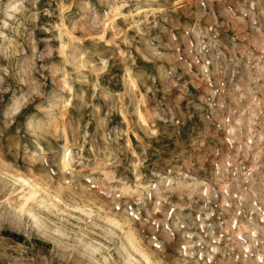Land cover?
Returning a JSON list of instances; mask_svg holds the SVG:
<instances>
[{
    "label": "rangeland",
    "instance_id": "rangeland-1",
    "mask_svg": "<svg viewBox=\"0 0 264 264\" xmlns=\"http://www.w3.org/2000/svg\"><path fill=\"white\" fill-rule=\"evenodd\" d=\"M63 125L88 176L59 200ZM136 172L159 189H112ZM184 174L210 187L160 184ZM131 231L159 264H264V0H0V264H149Z\"/></svg>",
    "mask_w": 264,
    "mask_h": 264
},
{
    "label": "bare ground",
    "instance_id": "bare-ground-1",
    "mask_svg": "<svg viewBox=\"0 0 264 264\" xmlns=\"http://www.w3.org/2000/svg\"><path fill=\"white\" fill-rule=\"evenodd\" d=\"M120 11H121V7L114 10L115 13H118ZM61 26L65 30L66 35L70 37V40H72L73 38H71V34L69 31L68 24L63 20L61 23ZM84 59H85V57H81L80 60H78L77 64L79 67L85 66ZM128 75H129V82L131 85H133V77L131 75V72L128 73ZM65 83L68 84V81L65 80ZM142 118L147 123L146 117L142 115ZM61 131H62L63 137L65 139H64V143L61 144V146H60V149H59L60 153L58 155V161H57L58 169L60 172L59 173L60 178L55 183L51 182V180L46 181V186L52 190V192L54 193V196L59 200L64 198V196L66 194H68L69 192L72 191V190H70L71 188L69 187V185L65 184V181L68 177H73L76 175H79V176L83 175L82 177H84V179H85V177L87 178V176H88L87 175L88 173H85L86 172L85 169H84V171H82L83 168H80V169L77 168L78 166L76 165V163H77V160L75 158L76 156H74V152H73L72 145H71V139H70V136L68 134V130H67L65 125H63L61 127ZM130 142L131 141L129 138L128 143H130ZM36 149L44 150V146H43L42 142L36 141ZM78 163L80 165V160ZM98 167H99V164L97 163L95 168L91 169V173H95L96 171H98L99 170ZM101 172L104 174V181L101 182L104 185L106 181L111 180L112 174H110L109 171H106L104 169H102ZM91 173H90V175H91ZM92 176H93V174H92ZM91 179H92V177H91ZM94 179H96V178L93 177V180ZM161 179H163V178H161ZM25 183L29 187V193L23 195L24 198H26L27 202L29 201V199H31L33 197L36 199L37 192H36V189L33 187L34 184L31 187L30 182L25 181ZM160 184L165 186L166 188L168 187V188H172V189H180L183 191H187L189 194H192L193 192L198 191L202 187H205V188L210 187L209 186L210 184L206 179L196 177L195 175H192V174H187V175H185V177L180 178L178 180H175L171 177H165L163 180H161ZM35 186H36V184H35ZM112 189L116 190V192L118 191L124 197H127V196H131V195H140L141 196L145 193L150 195L152 193L153 189L158 190L159 187L158 186L153 187L150 184L144 183L143 182V175L136 172L134 184L131 185L128 183H121L118 186L113 185ZM112 221L114 222L115 226L117 224L122 225V221L115 220L114 218L112 219ZM128 231H130V229ZM127 235H128V233H127ZM127 235H126V237H127ZM128 236H129V241H130L132 247L135 250H137L138 252H140L141 255L144 256V260L146 259L149 264H159L158 262L155 263V261H152L153 260L152 259V256H153L152 253L149 251V249H147L144 246H142L141 244H139L138 237H136L133 232H132V234H130Z\"/></svg>",
    "mask_w": 264,
    "mask_h": 264
},
{
    "label": "trees",
    "instance_id": "trees-1",
    "mask_svg": "<svg viewBox=\"0 0 264 264\" xmlns=\"http://www.w3.org/2000/svg\"><path fill=\"white\" fill-rule=\"evenodd\" d=\"M15 238H20V237L15 236Z\"/></svg>",
    "mask_w": 264,
    "mask_h": 264
}]
</instances>
